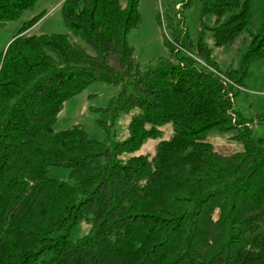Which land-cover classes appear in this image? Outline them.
<instances>
[{
  "label": "trees",
  "instance_id": "trees-1",
  "mask_svg": "<svg viewBox=\"0 0 264 264\" xmlns=\"http://www.w3.org/2000/svg\"><path fill=\"white\" fill-rule=\"evenodd\" d=\"M38 1L0 0V27ZM139 1L65 0L69 35H31L38 15L0 52V264H264V139L251 138L234 108L249 63L264 56V17L238 75L220 70L202 38L180 33L168 42L172 57L143 70L128 42ZM201 4L215 16L218 47L250 27L249 0ZM194 48L231 83L190 57ZM94 82L123 88L106 110L112 120L140 110L128 141L109 146L81 126L55 131L65 103ZM167 123L173 137L153 158L123 163ZM235 129L244 151L219 154L209 131ZM51 167L69 169L71 182ZM82 221L91 234L72 242Z\"/></svg>",
  "mask_w": 264,
  "mask_h": 264
},
{
  "label": "rangeland",
  "instance_id": "rangeland-1",
  "mask_svg": "<svg viewBox=\"0 0 264 264\" xmlns=\"http://www.w3.org/2000/svg\"><path fill=\"white\" fill-rule=\"evenodd\" d=\"M65 0H39L31 11L24 13L18 19L0 27V52L7 49L13 38L22 29L23 25L38 15L42 19L31 29V35L66 34L67 27L61 4ZM129 0H120L126 7ZM251 19L248 30L243 31L233 43L218 47L214 43L213 33L215 16L202 15L201 0H140V25L128 34V42L134 48L135 58L143 70H148L160 59L172 57L168 42L172 43L175 33L186 34L189 41L197 43L200 38L211 50L212 59L218 63L224 73L244 70L242 64L254 40L261 32V20L264 17V0H249ZM181 5V9H179ZM204 28V30H203ZM76 40V39H75ZM194 56L204 60L194 48ZM180 56H185L181 52ZM176 62L175 59H172ZM111 65L119 69V62L111 58ZM121 86L94 82L82 93L68 100L63 111L57 118L54 129L61 132L74 126H81L90 138L107 145L124 143L131 137L130 124L133 118L140 114L135 108L128 113H121L112 120L106 111L122 92ZM132 92V88H129ZM235 110L249 123L251 138L264 139V56L251 61L242 79V88L236 89ZM150 128V127H148ZM160 135L148 139L144 145L135 152L124 153L121 156L123 163L135 156H150L156 154V146L173 137V124L167 123L158 127ZM238 130L230 132L209 131L208 141L213 144L221 155H233L244 151L242 144L236 139ZM50 174L53 179L71 182L70 170L60 167H51ZM92 225L86 221L77 224L70 232L69 240L77 242L91 234ZM259 234L264 235V225Z\"/></svg>",
  "mask_w": 264,
  "mask_h": 264
},
{
  "label": "built area",
  "instance_id": "built-area-1",
  "mask_svg": "<svg viewBox=\"0 0 264 264\" xmlns=\"http://www.w3.org/2000/svg\"><path fill=\"white\" fill-rule=\"evenodd\" d=\"M179 6L181 7V5H179ZM180 7H179V9H180ZM190 57L194 58L201 66H203V67L209 69L211 72H214L215 74L219 75L221 77V79L224 81L225 84L226 83H231L228 80V78H226L224 75L218 73L215 69H213L212 67H210L209 65H207L203 60L198 59L196 56H194V54L193 55H190ZM236 87H238L239 89H241L240 86H236Z\"/></svg>",
  "mask_w": 264,
  "mask_h": 264
},
{
  "label": "crops",
  "instance_id": "crops-1",
  "mask_svg": "<svg viewBox=\"0 0 264 264\" xmlns=\"http://www.w3.org/2000/svg\"><path fill=\"white\" fill-rule=\"evenodd\" d=\"M31 31V30H30ZM30 34H31V32H30Z\"/></svg>",
  "mask_w": 264,
  "mask_h": 264
}]
</instances>
